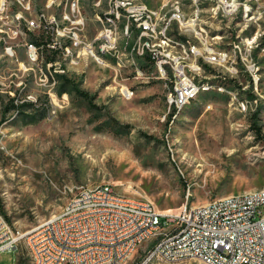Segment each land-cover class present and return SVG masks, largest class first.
<instances>
[{
	"label": "rangeland",
	"instance_id": "374dc122",
	"mask_svg": "<svg viewBox=\"0 0 264 264\" xmlns=\"http://www.w3.org/2000/svg\"><path fill=\"white\" fill-rule=\"evenodd\" d=\"M134 1L167 17L182 9L188 39H178L174 20L167 39H143L150 49L140 56L126 17L108 22L112 0H0V212L14 232L60 213L81 187L104 183L160 214L264 190V0ZM106 29L114 54L100 52L97 33ZM163 41L188 61L194 47L230 54L224 67L201 59L193 78L209 90L176 115L166 100L172 75L149 55L168 54ZM12 99L30 106L4 114ZM26 247L0 253V264H31ZM140 258L138 249L125 264Z\"/></svg>",
	"mask_w": 264,
	"mask_h": 264
},
{
	"label": "built area",
	"instance_id": "2783aa9c",
	"mask_svg": "<svg viewBox=\"0 0 264 264\" xmlns=\"http://www.w3.org/2000/svg\"><path fill=\"white\" fill-rule=\"evenodd\" d=\"M117 9L119 19L130 16L129 31L136 35V41L151 34V22L143 21L144 12L153 14L146 2L145 9L130 10L127 1L117 0ZM72 13L79 17V12L72 9ZM78 17L74 23L80 28L83 21ZM185 17L182 9L175 17L178 39H188L187 34L182 35ZM190 31L200 36V29ZM97 36L101 52L114 54L109 30ZM71 39L74 46L81 47L79 33ZM147 45L142 53L147 54ZM29 49L36 57L33 44ZM84 49H91V45ZM172 50L179 48L163 41L161 51L170 55ZM195 53V61L185 59L184 53V60L175 62L159 58V52L149 54L151 60H158L162 76L172 75L170 104L175 113L185 96H193L198 88L192 86L190 65L203 66L201 54L224 57L211 53L207 46L195 49ZM263 192L231 194L200 205L186 202L177 212L160 215L153 202L118 194L111 184L81 187L60 213L27 233L14 232L0 212V253L19 256L22 237H29L26 248L35 251L36 264H120L128 251L138 249L140 262L134 264H151L158 259L170 264L192 260L202 264H264Z\"/></svg>",
	"mask_w": 264,
	"mask_h": 264
},
{
	"label": "bare ground",
	"instance_id": "6f19581e",
	"mask_svg": "<svg viewBox=\"0 0 264 264\" xmlns=\"http://www.w3.org/2000/svg\"><path fill=\"white\" fill-rule=\"evenodd\" d=\"M121 1H127V7H129L130 10H141V9H145V5L143 4H138L136 3L134 0H121ZM195 2H197L196 0H194ZM144 3V2H143ZM76 8V5H73V9L75 10ZM146 8L150 11H153L151 9H149L147 6ZM174 9V8H173ZM231 9V8H230ZM179 10V8L177 7L176 11ZM109 17H108V22L111 23V24H115L116 21H119L121 19H119L118 16V9H117V0H112V4H111V7H110V12H109ZM178 14L177 13H172V15L170 17H167L166 14H162L161 12H157V11H153V14L152 12H144L143 13V21L145 22H151V34H148V35H143L142 37H139V41H138V55L140 56H143L144 53H142V50L146 48V44H149V41H145L143 42V39H149V38H152L154 37L156 34L160 35L162 38L164 39H167L166 37V33H167V30L168 28L171 26V23L175 20V17L177 16ZM126 17V24H125V27H124V31H125V35H129V25H130V16H125ZM123 18V17H122ZM124 19V18H123ZM123 21V20H122ZM160 25H163V27L161 28V30L159 31V33H157V28L159 29V26ZM172 29V27H170ZM112 37V35H111ZM207 40V39H206ZM205 40V41H206ZM154 41V40H153ZM204 41V42H205ZM143 43V44H142ZM112 44V43H111ZM142 44V45H141ZM204 45V44H203ZM142 46V47H141ZM171 46V45H170ZM113 47V46H112ZM204 47V46H203ZM202 47V48H203ZM214 48V47H213ZM113 49V48H112ZM134 49V48H133ZM147 49L149 50V45H147ZM160 49V48H159ZM195 49H198L196 47H194L191 51V55L193 56V58L195 60H197V53H195ZM87 50V49H86ZM91 50V49H90ZM191 50V49H190ZM207 50H209L211 53H219V54H222L224 55V57H213V56H209L208 54H201V59L204 61H206L208 64L210 65H218V66H222L224 67V65H226L228 63V61L230 60V54L228 53H225V52H216L214 49H211V48H208L207 47ZM219 51V50H218ZM34 52L36 53V57H34L32 55V50L29 49V56L31 57V59L33 61H37L38 60V51H37V48L34 46ZM101 52V51H100ZM162 52V51H161ZM91 53L93 54V52L91 51ZM90 53V54H91ZM108 53V52H107ZM132 53V52H131ZM154 53V52H153ZM185 53V52H184ZM94 55V54H93ZM187 56V55H186ZM185 56V59L189 58ZM139 58V56H138ZM142 58V57H141ZM144 58V57H143ZM161 58H167V62H175V61H183L184 60V57L183 58H180V57H177V56H174L173 54H170L169 55V52L168 54H165V53H161ZM192 58V57H191ZM156 61V60H155ZM154 61V62H155ZM203 62V61H202ZM231 62V61H230ZM101 63V62H100ZM229 65V64H228ZM157 67H158V70L160 71V73L162 74V70H160V67H159V62L157 60ZM193 68H190V70L192 72H198L200 71V66L197 67V66H192ZM161 74H159L161 76ZM167 76V75H166ZM199 76V75H197ZM172 77V76H171ZM195 77V76H194ZM192 86L193 87H198L197 90L195 91L194 95L193 96H185V101H183L181 103V106L180 108H178L176 110V114H180L188 105H190L193 101L197 100L199 98V96L209 90V87L207 85H200L196 80L195 78L192 79ZM167 104L169 106V109L173 110L175 112V108L174 106H172L170 104V100H171V91L170 93L168 94L167 96ZM173 112V113H174ZM257 191H254V192H247V193H256ZM263 199H264V192H263ZM145 201H148V200H145ZM150 202V201H148ZM158 214H160L158 212ZM160 215H168V214H160ZM23 241H26L27 243V246L29 247V237H22V242ZM137 250H130L128 251V253L126 254V258H124L122 261H120V264H125L127 261L130 260V258L133 256V254L136 252ZM29 254H30V260H31V264H36V254H35V251L34 250H29Z\"/></svg>",
	"mask_w": 264,
	"mask_h": 264
},
{
	"label": "trees",
	"instance_id": "16d2710c",
	"mask_svg": "<svg viewBox=\"0 0 264 264\" xmlns=\"http://www.w3.org/2000/svg\"><path fill=\"white\" fill-rule=\"evenodd\" d=\"M80 95H81L82 97H84V98H88V94H87V93L80 92ZM29 106H30V104H25V103H22L21 105L16 104L15 101H14V99H12L10 106L4 108L3 113H4V114H7V113H9V112H11V111H16V110L23 109V108H25V107H29ZM31 106H33V105H31ZM28 256H29V254H28ZM29 257H30V256H29Z\"/></svg>",
	"mask_w": 264,
	"mask_h": 264
},
{
	"label": "crops",
	"instance_id": "0c3cea01",
	"mask_svg": "<svg viewBox=\"0 0 264 264\" xmlns=\"http://www.w3.org/2000/svg\"><path fill=\"white\" fill-rule=\"evenodd\" d=\"M125 44H127V43H125ZM127 47L129 46V45H126Z\"/></svg>",
	"mask_w": 264,
	"mask_h": 264
}]
</instances>
